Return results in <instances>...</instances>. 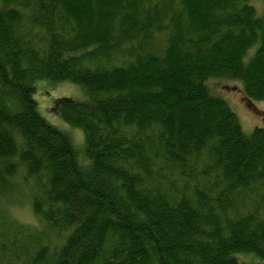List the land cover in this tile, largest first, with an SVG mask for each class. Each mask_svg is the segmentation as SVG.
Segmentation results:
<instances>
[{
  "label": "trees",
  "instance_id": "1",
  "mask_svg": "<svg viewBox=\"0 0 264 264\" xmlns=\"http://www.w3.org/2000/svg\"><path fill=\"white\" fill-rule=\"evenodd\" d=\"M212 80L264 101L249 0H0V264L264 262V129L245 135ZM39 81L88 98L56 102L87 165ZM19 177L39 228L1 208Z\"/></svg>",
  "mask_w": 264,
  "mask_h": 264
},
{
  "label": "rangeland",
  "instance_id": "2",
  "mask_svg": "<svg viewBox=\"0 0 264 264\" xmlns=\"http://www.w3.org/2000/svg\"><path fill=\"white\" fill-rule=\"evenodd\" d=\"M257 15L264 11L263 0H249ZM254 49V48H253ZM254 52V51H253ZM210 92L223 99L232 112L236 115L241 130L245 135H250L254 129H264V101H252L245 97L242 87L237 82L212 80L207 83ZM34 99L37 102L39 113L52 126L66 133L72 140L80 163L87 165L85 156L84 136L81 130L69 127L60 118L56 102L60 99H70L76 103L88 104L89 100L79 86L69 82L39 81L35 85ZM84 159V161H83ZM16 189L11 197H7L1 208L10 220L25 226L40 227L33 215L28 196V189L22 185L21 177L15 181ZM15 188V187H14ZM238 261L247 264H264L252 255H237Z\"/></svg>",
  "mask_w": 264,
  "mask_h": 264
}]
</instances>
